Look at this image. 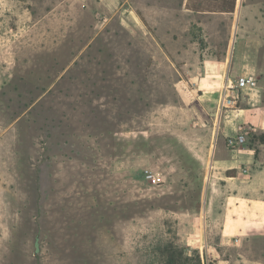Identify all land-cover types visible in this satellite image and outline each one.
Returning <instances> with one entry per match:
<instances>
[{
  "label": "rangeland",
  "instance_id": "rangeland-1",
  "mask_svg": "<svg viewBox=\"0 0 264 264\" xmlns=\"http://www.w3.org/2000/svg\"><path fill=\"white\" fill-rule=\"evenodd\" d=\"M81 1L0 0V264H264V0Z\"/></svg>",
  "mask_w": 264,
  "mask_h": 264
},
{
  "label": "built area",
  "instance_id": "built-area-1",
  "mask_svg": "<svg viewBox=\"0 0 264 264\" xmlns=\"http://www.w3.org/2000/svg\"><path fill=\"white\" fill-rule=\"evenodd\" d=\"M257 86V77L252 73L240 75L235 78H232L229 75L226 76L220 90L219 108L236 109L243 91L245 89H255ZM227 139L228 145L235 147L245 144L247 137L246 133L239 131L236 135L229 136ZM145 175L149 181L157 182L159 180L157 174L148 169L145 170Z\"/></svg>",
  "mask_w": 264,
  "mask_h": 264
},
{
  "label": "crops",
  "instance_id": "crops-1",
  "mask_svg": "<svg viewBox=\"0 0 264 264\" xmlns=\"http://www.w3.org/2000/svg\"><path fill=\"white\" fill-rule=\"evenodd\" d=\"M85 1L86 0H82L81 2H85ZM249 90H252V89H245L242 93L243 96H244V92H245V95H246V93H250ZM227 109L228 108L218 109L219 111H216V113L218 114L217 120L220 121V119H221V122H220L221 126L219 127L220 134H225V136L228 135V137H229V136H232V133H231L232 130L237 129V127L239 126V122L241 120H243V117H242L243 111L250 110V109L242 108V107L238 108L236 110H227ZM220 110H222V111H220ZM230 111H232L233 114H231ZM235 111L237 112V114H235L236 113ZM222 120H223V124H222ZM239 127H241V126H239ZM219 132H218V134H219ZM221 150L223 151L222 154H224L223 147L221 148ZM222 154H220V155H222ZM219 161H222L223 164H228V165L230 163H233V161H229V160H225V159H219Z\"/></svg>",
  "mask_w": 264,
  "mask_h": 264
},
{
  "label": "trees",
  "instance_id": "trees-1",
  "mask_svg": "<svg viewBox=\"0 0 264 264\" xmlns=\"http://www.w3.org/2000/svg\"><path fill=\"white\" fill-rule=\"evenodd\" d=\"M189 8L192 10H208V11H219V12H233L236 7L237 0H207V5H203L202 1H197L196 3H192V0H189ZM261 143H264V132L259 135H254ZM199 263L200 256L198 255Z\"/></svg>",
  "mask_w": 264,
  "mask_h": 264
}]
</instances>
